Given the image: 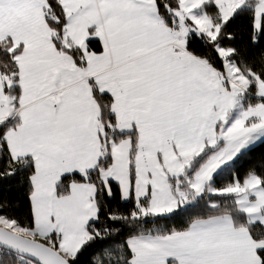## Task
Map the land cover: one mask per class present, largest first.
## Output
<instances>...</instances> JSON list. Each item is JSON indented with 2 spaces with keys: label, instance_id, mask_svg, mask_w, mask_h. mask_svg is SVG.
Instances as JSON below:
<instances>
[{
  "label": "crops",
  "instance_id": "obj_1",
  "mask_svg": "<svg viewBox=\"0 0 264 264\" xmlns=\"http://www.w3.org/2000/svg\"><path fill=\"white\" fill-rule=\"evenodd\" d=\"M61 1L66 16L61 36L48 24L50 32L34 33L30 45L22 42L13 50L9 44L16 78L0 72V125L16 122L6 134L9 151L15 160L31 159L35 166L31 196L35 228L63 200L59 180L72 170L80 175L101 159L107 127L116 135L128 134L122 139H130L129 151L136 147L134 152H149L148 138H159L165 121L177 114L186 118L210 110L213 99L225 91V82L216 80L227 78L228 88L230 82L226 63L223 73L188 51V37L166 26L155 0ZM213 2L217 6L218 1ZM255 2V26L260 32L264 13L259 16L258 8L264 0ZM47 12L45 8V16ZM42 18L37 19L47 25L48 19ZM21 21L17 25H23V31L33 24L30 17ZM90 40L101 43V53L90 51ZM73 48L79 50V58L71 54ZM218 52L227 55L224 49ZM95 89L111 99L109 124ZM242 90L246 93V87ZM231 221L226 228L240 231ZM241 231L251 239L248 229ZM181 232L130 238L132 264H185L183 246L173 242ZM34 237L43 238L37 233ZM83 239L80 234L76 244Z\"/></svg>",
  "mask_w": 264,
  "mask_h": 264
},
{
  "label": "rangeland",
  "instance_id": "obj_2",
  "mask_svg": "<svg viewBox=\"0 0 264 264\" xmlns=\"http://www.w3.org/2000/svg\"><path fill=\"white\" fill-rule=\"evenodd\" d=\"M210 1L181 0L176 12L178 24L171 31L186 38L192 31L199 35L204 33L215 40L221 24L214 21L206 8ZM217 1L222 23L239 7L246 5L243 0ZM45 8L48 9L47 0H0V41L7 40L13 50L22 42L30 45L34 33L43 34L49 30L48 23L46 25L37 19H47L45 17L49 15L48 12L44 15ZM258 13L259 16L264 13V3L258 8ZM25 17L33 21L27 31H23V25H17ZM219 49L224 48L218 46ZM224 50L227 55L230 53ZM227 55L222 58L226 59ZM224 61L229 88L227 78L216 80L218 84L219 81L225 82V91L213 99L210 110L186 118L179 114L174 119L169 118L164 122L159 138H148L149 152L129 151L126 143L129 138L104 136L101 159L93 168L81 170L82 180H71L70 195L61 196L63 200L47 214L48 217L38 222L35 234L41 235L42 241L50 238L53 242L56 239L57 250L68 260L74 259L89 239V224L97 218L96 181L106 187L109 195L110 181L116 182L123 201L133 198L143 215L155 217L171 215L194 204L206 193L233 194L237 210L244 213L251 224L264 226V189L258 178L251 176L243 185L220 191L212 186L214 177L221 170L232 164L242 152L264 140V103L253 104L247 97L252 86L256 95H264V82L256 76L244 75L234 63L230 67L227 59ZM243 87H246V93ZM203 156H206L205 162L192 173L193 165ZM108 157L110 162L107 164ZM96 170L97 176L92 174ZM74 174L72 170L68 176ZM145 200L147 205L143 204ZM231 218L225 214L197 219L179 233L173 242L183 246L185 264H261L260 251L264 250V239L257 240L252 235L250 239L247 233L245 236L241 230H247L246 227H239L240 231H229L226 227ZM0 226L16 229L4 218H0ZM80 234L84 239L77 245L75 238ZM53 235L55 239L51 238Z\"/></svg>",
  "mask_w": 264,
  "mask_h": 264
},
{
  "label": "trees",
  "instance_id": "obj_3",
  "mask_svg": "<svg viewBox=\"0 0 264 264\" xmlns=\"http://www.w3.org/2000/svg\"><path fill=\"white\" fill-rule=\"evenodd\" d=\"M47 2L48 24L61 36L66 25L62 1L47 0ZM155 4L166 26H175L178 21L175 12L180 8V1L155 0ZM255 4V0L249 1L238 8L227 21L221 23L218 8L213 1H210L206 8L214 21L221 24L218 35L215 40H212L204 34L199 35L198 32L190 33L187 39L188 51L217 71L224 73L225 61L217 50L220 46L230 51L226 59L234 63L241 73L256 76L264 82V28L260 32L256 29ZM59 42L58 45H60ZM88 46L90 51L102 52V45L97 40H90ZM70 52L75 58L80 57L78 49L73 48ZM14 55L9 51L8 43H0V72L7 75L17 73ZM254 96H256V90L252 86L247 97L253 104L264 103V99ZM95 98L100 106L103 119L109 124L113 117L110 97L95 89ZM15 126L16 122L13 121L0 125V218L14 225L16 229L10 228L11 230L34 237L36 234L31 196L35 166L31 159L15 160L12 157L6 134ZM125 135L128 134L116 135L110 126L106 129V137L123 138ZM205 160L206 156L198 158L193 165L192 173H195ZM109 162L108 157L106 163ZM97 173L98 170L92 172L95 176L98 175ZM251 176L258 178L264 189V140L242 152L232 164L221 170L214 177L212 186L220 191L235 185H243ZM73 179L82 180V176L74 174L63 177L58 185L60 195L64 196L69 193V183ZM96 184L98 185L97 218L89 224V239L82 245L75 258L70 260L72 264H132L133 255L127 244L130 238L142 234L166 235L181 232L197 219L217 215L229 214L235 225L248 228L254 239H264V226L258 223L251 224L246 215L237 210L233 194L206 193L194 204L176 210L171 215L155 217L143 215L133 198L123 201L121 189L116 182L110 181L111 195L108 194L103 184L97 181ZM146 201L143 204L147 205ZM51 238L56 237L53 235ZM44 242L58 249L56 239L52 242V239L47 238ZM260 259L261 264H264V250L260 251ZM0 264L34 263L0 249Z\"/></svg>",
  "mask_w": 264,
  "mask_h": 264
},
{
  "label": "water",
  "instance_id": "obj_4",
  "mask_svg": "<svg viewBox=\"0 0 264 264\" xmlns=\"http://www.w3.org/2000/svg\"><path fill=\"white\" fill-rule=\"evenodd\" d=\"M0 249L12 252L34 264H72L50 244L0 226Z\"/></svg>",
  "mask_w": 264,
  "mask_h": 264
},
{
  "label": "bare ground",
  "instance_id": "obj_5",
  "mask_svg": "<svg viewBox=\"0 0 264 264\" xmlns=\"http://www.w3.org/2000/svg\"><path fill=\"white\" fill-rule=\"evenodd\" d=\"M220 29V28H219Z\"/></svg>",
  "mask_w": 264,
  "mask_h": 264
}]
</instances>
